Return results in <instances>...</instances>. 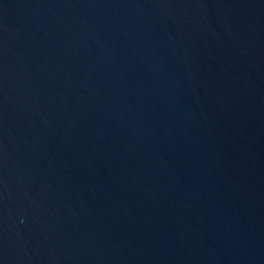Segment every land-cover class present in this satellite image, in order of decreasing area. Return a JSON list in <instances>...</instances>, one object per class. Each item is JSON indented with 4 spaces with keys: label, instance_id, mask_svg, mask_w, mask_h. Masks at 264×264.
<instances>
[{
    "label": "water",
    "instance_id": "obj_1",
    "mask_svg": "<svg viewBox=\"0 0 264 264\" xmlns=\"http://www.w3.org/2000/svg\"><path fill=\"white\" fill-rule=\"evenodd\" d=\"M0 264H264V0H0Z\"/></svg>",
    "mask_w": 264,
    "mask_h": 264
}]
</instances>
